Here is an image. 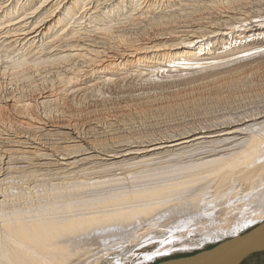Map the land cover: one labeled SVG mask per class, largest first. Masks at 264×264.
Listing matches in <instances>:
<instances>
[{
	"label": "rangeland",
	"instance_id": "374dc122",
	"mask_svg": "<svg viewBox=\"0 0 264 264\" xmlns=\"http://www.w3.org/2000/svg\"><path fill=\"white\" fill-rule=\"evenodd\" d=\"M17 1L0 0V17L3 10L11 4L16 3L14 6L18 8L21 4L31 1L32 3L25 9L33 10L42 2L40 0ZM91 1L92 3L85 7L90 11L86 10L84 14H81L82 10H78L80 13L76 10L72 13V17L66 16L61 25L47 34L52 38L44 37L39 43L31 44L27 40H18L14 43V39L8 38L3 41L2 26H0V131L6 128V131L12 133L16 124L15 114H12L8 105H3L2 101L5 99L17 100L20 106L29 104L26 105L29 110L24 107L23 114H27L30 122L51 119L55 124L74 125L82 139L92 142V145L94 143L93 146L99 151H109L118 144L130 145L138 139L151 137V133L152 136L160 133L163 135L164 133L165 135L185 133L192 129L201 130L264 112V36L257 35L264 32L263 27L260 31L248 33L246 36L251 37L247 39H241V36L236 37L238 36L236 31L243 29L236 27L231 37H227L228 41L232 39L230 45L228 41H224L225 45H217L214 43L216 40H213L208 45V49L211 52L216 50L218 59H215L214 55H205L203 51L195 60H175L168 64L161 59L157 64L163 68L158 67V71H156L157 68L147 70L143 69V65H137V67L134 64L126 67L125 74L120 76L110 72L96 73L90 71L91 66L85 60H77L72 64L60 59L73 49L71 46L66 47V43L58 39L55 44H51V39L67 32L92 36L98 30L106 28L112 32L109 33L112 34L109 39H113L105 41V45L102 43L104 48L132 44L137 47L140 42L153 36V26L150 28L148 23L138 24L134 21L138 19L136 15H140L138 12L145 10V5H149L152 0H119V2L118 0H100L101 2L98 1V3ZM171 1L173 4L167 5L165 11L179 9L180 11L175 15L177 19L180 18L175 22L177 24L181 19L183 24L179 22L180 26L190 22H211L212 20H206L208 13L205 10L212 8L214 11L221 10V12L228 10L231 12L228 16L232 15L238 19L241 18L240 13L251 14L250 16L254 19L250 18V22L264 16V0ZM158 2L162 3L163 0ZM181 4H184V7H181ZM58 5L53 4L44 15L51 11L57 12ZM149 8V10L155 9L154 13L161 12L160 7ZM108 10H111V13H106ZM15 16L0 20V25L9 21L8 19L12 20ZM17 19L14 18L9 25L13 26ZM237 22L236 20L235 23ZM12 26H10L11 29L14 27ZM252 39L256 41L254 44L250 43ZM232 47L236 49L231 52L229 48ZM183 48L184 45L173 48L172 54H175V58L181 59L184 56ZM148 61L152 62V60ZM161 71L167 72L162 75ZM122 77L127 79L119 81L118 79ZM44 91H49L51 97L44 103L37 102L38 94ZM32 134L38 136L42 144L55 143L60 146L68 144V140L64 139L65 135L38 132L37 129L32 131ZM2 137L4 136L0 135V138ZM244 140L245 137L239 136L226 144L215 145L210 149L205 148L201 150V153H199L200 150L195 154L191 152L193 155L188 153L176 160L173 158L153 160L154 162L146 165L131 164V166L130 163L133 161L123 164L126 165L125 167L123 165L109 166L112 169L109 167V169L107 167L103 169L98 166L92 169L95 167L94 164L67 169L46 165L42 167L40 173L38 172L35 181L29 179L30 181L19 182L16 179L15 183L13 182V188L8 190L5 214L7 216L13 211L17 213L59 206L97 191L103 194L105 192L123 195L130 190H136L139 186L155 184L163 178L165 183H168L170 179H174L172 182L205 179L212 168L218 165L217 161L238 155L241 152L240 148L248 145ZM260 157L254 160L250 169L260 167L262 164ZM52 158L54 157L48 159ZM47 161L43 163L48 164L49 161ZM180 165L182 167H179ZM234 176L229 181V183L232 182L231 186L224 191L215 189L218 186L215 180L207 183L208 189L203 186L206 180L195 182L202 184L203 194L199 198L200 201L198 200L194 205L189 202L188 193H176L172 198L165 199L178 198L181 204L174 205L170 213L161 212L157 217L151 218L153 227L156 226L153 228L148 225L152 228L145 232L141 240L133 242L120 240L118 244L107 242V251L104 256L92 259L90 263L156 264L165 259L192 255L248 231L264 221V202L255 200L257 193L261 190V177L257 175L252 182H249L238 179L237 175ZM195 183L188 185L187 188L195 187ZM231 191L234 195L229 197L226 193ZM246 219L254 222L247 224L237 233L235 225L241 221L245 222ZM146 223L139 224L134 231L139 234L143 225L147 227ZM163 242H165V248L171 246L169 252L165 251V255L145 261L143 254H154L156 248L163 246L161 245ZM242 264H264V252L250 256Z\"/></svg>",
	"mask_w": 264,
	"mask_h": 264
},
{
	"label": "bare ground",
	"instance_id": "6f19581e",
	"mask_svg": "<svg viewBox=\"0 0 264 264\" xmlns=\"http://www.w3.org/2000/svg\"><path fill=\"white\" fill-rule=\"evenodd\" d=\"M8 1L13 2V0ZM40 1H42L40 5L35 9L33 8V10L25 9L26 6H29L32 3L31 1L21 4L18 8L14 6L16 3L11 4L8 8L3 10L0 20L15 15L14 18H18L16 20L17 22L13 24L15 28L12 25H9L14 18L12 20L8 19L9 21L0 25L2 26L1 30L3 33L1 38L3 41L8 38L10 40L14 39V43L18 42V40H27V42L34 44L42 41L44 37H46V39L52 38L47 34H49L50 31L52 32L55 30L57 26L61 25L66 16L72 17V13L76 10H82L81 14H84L86 10H89L87 8L85 9V7L92 3L91 0ZM93 1L98 3L100 0ZM53 4H59L58 8H56L57 12L52 13L51 11L47 15L45 14V16L44 13L49 11ZM169 4H173V1L163 0L162 3H159L158 0H152L149 5H145V10L138 12L140 15H136L138 19L134 21L138 22V24H142L143 22L148 23L150 28L153 26L154 31L152 37L144 40L142 43L140 42L137 47L132 44L130 46L119 45L116 47L104 48L102 43L104 44L105 41L113 39H109L110 36H112V34H109L111 30L106 28L98 30L92 36L80 35L77 34L78 32H67L56 36L53 40L51 39V44H55L58 39L60 42H65L66 47L71 46L73 50H70L63 56L60 55V59L65 60V62H72L73 64L74 61L85 60L89 63L88 65L91 66V72H110V74L120 76L125 74L124 69L126 67L133 66L134 64H136V66L143 65V69L147 70L149 68H157L156 71H158V67H161V65H158L157 63L161 61V59L162 61L168 62V64L175 60H195L203 51L205 52V55H214V58L218 59L219 56L215 53L216 50L213 49L214 51L211 52L210 49H208V45L211 44L213 40H216L214 43H217V45H225L224 41H228L227 37H231L235 32L234 29L236 27L243 28L236 31V33H238V36L236 37L239 38L241 36V39L251 37L246 36L250 32L255 33L264 29L263 15L261 16L263 18L259 17V19L254 20V22H250L253 18V16H250L251 14L240 13L241 18L238 19L232 15L228 16L231 14L228 10L221 12V10L214 11L213 8L205 10L206 13H208V15L206 14V20H212L211 22H190L189 24L187 23L180 26L179 22H181V19L177 24L175 22L177 19L175 14H178V11L180 10L172 9L165 11V8H167V5ZM47 6L48 8L46 9ZM110 6H107V8L111 9ZM149 7H157L156 9L160 7L161 12L154 13L155 9L149 10ZM181 7H184V4H181ZM59 8L60 11L58 10ZM109 12L111 13V10L106 11V13ZM236 13H234V15H237ZM85 15H87V13ZM179 18L180 17H178L177 20H179ZM232 19L235 21L237 20L238 22L235 23V21H231ZM240 22L242 23L240 24ZM5 24L6 26L3 27ZM235 24L240 25L235 26ZM10 26H12L13 29H11ZM261 27L263 28L261 29ZM226 31L229 32L226 33ZM67 34L68 38H66ZM257 35L264 36V32L258 33ZM211 36L214 39L211 38ZM124 38L125 37H123V39ZM230 41H232V39ZM230 41H228L229 45L232 43H230ZM173 42L176 43L173 44ZM255 42L254 39L250 41L252 44ZM90 43H95L96 45ZM99 44H101V46H98ZM179 45H184V56L182 55L183 57H181V59L175 58V54H172L173 48L175 49L176 46L179 48ZM247 45L250 46L249 43H247ZM205 46H207V48ZM235 49L236 48L234 47L229 48L231 52ZM225 51L226 50H224V52ZM145 60H147V62H145ZM148 60H152V62H149ZM161 68H163V66ZM163 71H161V74H165L168 70L165 73ZM126 79L127 78L124 79L122 77L118 80L123 81ZM50 97L51 93L49 91H44L38 94L36 100L37 102L40 101V103H44L45 100ZM2 102L3 105H8L12 114H15L14 120L16 124L12 133L6 131V128H3V130L0 131V135L4 136L0 138V264H91L90 262H92V259L104 256L107 251V242H117L118 244L120 240H128L129 242L141 240L145 232L153 227V224L151 223L153 219L151 218L157 217L161 212L170 213L174 205L181 204L178 198L174 200L165 199L172 198L176 193H188L190 203H193L194 205L198 200L200 201L199 198L203 194L202 184L195 182L203 180H206V184L203 185L204 188L206 187V189H208L207 183L215 180L218 183V186L215 189L224 191L231 186L232 182L229 183V181L235 177L234 175H237L238 179L249 182H252L255 176L260 175L261 190L259 192L257 191L258 189L256 190L258 193L255 200L258 202H264V112L245 116L233 122L223 123L208 128L205 127V129L201 130L192 129L188 132L184 131L185 133H167L168 135L160 133L154 136H152L153 134L151 133V137L140 140L138 139V141L131 142L132 144L130 143V145L118 144L117 147L109 151H99L98 148L93 146L94 143L92 145V142L82 139L74 125L55 124L51 119H40L30 122L27 118V114H23L24 107L29 110L28 106H26L29 104L24 106L22 104L20 106L17 100L14 101L12 99H5V101ZM1 109L3 108L1 107ZM36 129L38 132L45 131L48 134L57 133L65 135L64 139H66V141L68 140V144H65V146H60L55 143L49 145L42 144V142L39 141L38 136L32 134V131ZM239 136L245 137L244 141L248 145L241 147V152L238 155L217 161L218 165L212 168L209 176H205L207 177L205 179H192L190 181L179 182H172L174 179H170L168 183H165V178H163L159 179V182L155 184L139 186L136 190H130L123 195L105 192L103 194L102 192L97 191L92 192L88 196L79 200L71 202L67 201L59 206L56 205L49 208L34 209L17 213H14L13 211L11 215L8 214L7 216L5 214L8 190L13 188V182L16 179L19 182H24L29 179L35 181L38 172L40 173L42 167L46 165L56 167L61 166L63 169L84 166L86 164H94L95 167L92 169L97 168V166L100 168H108L109 166H122L129 161H133L130 165H146L149 162H154L153 160H164V158H173L176 160L191 152H194L195 154L200 150L199 153H201V150L205 148L210 149L215 145L226 144L227 142L235 140ZM209 149L207 150L209 151ZM51 157L54 158L48 159ZM257 157L261 158L262 164L258 169H250V166L254 163V160ZM43 161H47L48 164H44ZM179 167L182 166L180 165ZM260 171L261 173H259ZM193 183L196 185L200 184V186L194 184L195 187L187 188L188 185ZM232 193L233 191L226 194L229 195V197H232L234 195V193ZM252 221L253 220L246 219L243 223L242 221L237 223L235 225V231L238 233V231ZM145 222H147V227L145 228L143 225V227H141L142 231L140 230L139 234L136 233L135 228H137L139 224ZM237 236L239 235H236L235 237ZM161 245L163 246L156 248L154 254H143L144 260L147 261L156 258L157 256H163L165 255V251L169 252V249H171V246L165 248V242Z\"/></svg>",
	"mask_w": 264,
	"mask_h": 264
},
{
	"label": "water",
	"instance_id": "95a60500",
	"mask_svg": "<svg viewBox=\"0 0 264 264\" xmlns=\"http://www.w3.org/2000/svg\"><path fill=\"white\" fill-rule=\"evenodd\" d=\"M264 252V221L237 237L192 255L165 259L156 264H242Z\"/></svg>",
	"mask_w": 264,
	"mask_h": 264
}]
</instances>
